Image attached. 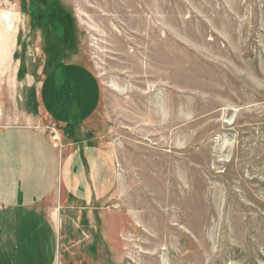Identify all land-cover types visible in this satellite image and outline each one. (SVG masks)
Returning <instances> with one entry per match:
<instances>
[{
  "label": "rangeland",
  "instance_id": "obj_1",
  "mask_svg": "<svg viewBox=\"0 0 264 264\" xmlns=\"http://www.w3.org/2000/svg\"><path fill=\"white\" fill-rule=\"evenodd\" d=\"M2 16L0 128L63 149L82 70L99 91L117 224L95 235L55 190V264H264V0H0Z\"/></svg>",
  "mask_w": 264,
  "mask_h": 264
},
{
  "label": "crops",
  "instance_id": "obj_2",
  "mask_svg": "<svg viewBox=\"0 0 264 264\" xmlns=\"http://www.w3.org/2000/svg\"><path fill=\"white\" fill-rule=\"evenodd\" d=\"M60 70L55 68L53 74ZM82 71L92 82L88 104L81 99L78 104L69 102L68 96L69 106L61 109L66 119L53 121L63 149L58 150L49 135L32 123L0 128V264H55L54 247L60 232L57 215L42 208L56 195L55 190L60 208L69 214L81 208L80 223L95 235L103 226L105 231L107 224L114 228L117 224L116 216L105 212L114 168L108 154L90 136L96 131L91 119L99 104V91L94 76Z\"/></svg>",
  "mask_w": 264,
  "mask_h": 264
},
{
  "label": "bare ground",
  "instance_id": "obj_3",
  "mask_svg": "<svg viewBox=\"0 0 264 264\" xmlns=\"http://www.w3.org/2000/svg\"><path fill=\"white\" fill-rule=\"evenodd\" d=\"M5 16V15H4ZM4 16H2L3 17V22L5 23V29L4 30H2V27L1 26H3V24H2V22L0 23V47L1 46H6L7 44H8V42L6 41V37H8V35H10V29L12 28V27H10V23L7 21V18L6 17H4ZM8 17V16H7ZM1 20V19H0ZM10 39V38H9ZM7 42V43H6ZM2 48V47H1ZM6 49L4 48V51H5ZM5 54V53H4Z\"/></svg>",
  "mask_w": 264,
  "mask_h": 264
}]
</instances>
